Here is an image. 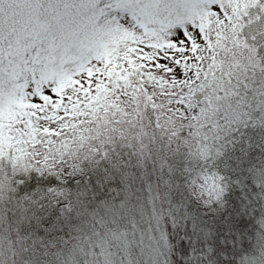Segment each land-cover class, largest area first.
I'll return each instance as SVG.
<instances>
[{"label":"trees","instance_id":"16d2710c","mask_svg":"<svg viewBox=\"0 0 264 264\" xmlns=\"http://www.w3.org/2000/svg\"><path fill=\"white\" fill-rule=\"evenodd\" d=\"M40 1L0 0V264H264V0H89L55 37Z\"/></svg>","mask_w":264,"mask_h":264},{"label":"rangeland","instance_id":"374dc122","mask_svg":"<svg viewBox=\"0 0 264 264\" xmlns=\"http://www.w3.org/2000/svg\"><path fill=\"white\" fill-rule=\"evenodd\" d=\"M62 2H65L67 6L63 5ZM203 2H206V1H203ZM184 3L186 5L185 7L186 13L188 12L190 13L191 7L193 10H195L196 9L195 7L198 6L197 2L192 3L190 1H186ZM35 11L37 12V16L34 17V21H31V26L30 28H28L29 31H32L33 29L32 25H33L35 27L33 29L34 32L44 31L46 33L48 30L50 37H55L53 34L59 33V32H60L59 35L61 34L67 35L70 33H75L77 32V27L79 26L83 28V26L89 25L90 27L93 28V25L95 23V18L92 13V3L89 0H59V1L41 0L37 4ZM97 16L98 15H96V19H97ZM145 18L149 20V16ZM161 19L162 18L156 17V15L154 16L151 15L149 22L151 21V22L156 23L159 21L162 23ZM169 20H171V17H169L168 21ZM98 22H99L101 29L104 30L103 33H105L104 35L105 37L101 39V42H104V43L106 41L109 42V40L110 41L114 40L115 37H119L118 39L126 37V39L128 40L137 38V40L143 41L142 43H146L148 41L153 42V43H159V42H162V40H164L165 38H168V37L170 38L171 36H174L175 40H180L179 34L172 33L169 31V29H165L159 32H153L154 27L151 28V31H149L150 33L148 34H145L147 33L146 31L143 34L140 33V34L135 35L136 30H133L132 27H130L129 29H122L123 35H119L120 33H122V31H120L121 23L114 20L113 14H103V16L99 18ZM135 23L138 24L137 21H135ZM95 39H98V38H95ZM49 40L51 41V44L52 42L56 44L55 41H52L51 39ZM89 40H91V38L86 37V41L80 42V44H82L84 47L83 50H85V48L91 49L92 44L89 45L90 43ZM76 41L77 40L75 39L72 42L75 43ZM98 51L102 52V50H98ZM74 52L83 53L82 49L80 48L78 50H74ZM93 55H97V53ZM69 73L70 71H66L65 76H68ZM41 74L46 75L45 73H41ZM22 91L26 92V88ZM24 92L22 93L23 96L27 97L29 95L27 94L28 92H26V94ZM210 184H211L210 177L198 180L197 183L194 185L195 186L194 194L200 197L204 196L205 190H208ZM153 251L154 249L152 248L149 255L153 253Z\"/></svg>","mask_w":264,"mask_h":264}]
</instances>
